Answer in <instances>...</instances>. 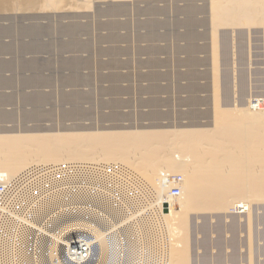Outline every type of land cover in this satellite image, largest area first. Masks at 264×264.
I'll use <instances>...</instances> for the list:
<instances>
[{"label":"bare ground","instance_id":"1","mask_svg":"<svg viewBox=\"0 0 264 264\" xmlns=\"http://www.w3.org/2000/svg\"><path fill=\"white\" fill-rule=\"evenodd\" d=\"M95 1L97 0H0V14H16L14 16H11L12 14H9L10 16H0V18L5 17V20H8V23L5 26H0V56L5 55L9 58L8 61L5 62H2L0 59V75L4 68H8L13 72H21L25 70L30 72L29 76H36L35 78L30 79L32 84L35 83V81L39 82V78L42 76L39 74L40 71L38 69L46 67L48 65V61L46 59L39 58L38 55L51 53L48 50L50 48L49 45V48H47L48 43L43 42V37L47 36L48 38L51 33V35L54 36L53 38L51 36V41L58 44V42H55L57 40L56 37L58 35L61 36L62 34L63 36L65 35L64 37L67 36L70 39V42L73 41L74 43L83 36L81 35V37L77 39L79 33L88 35L92 30L91 28H93L89 23L78 24V22H74L76 18H73L74 21H67V23H65V21L63 24H58L59 22L57 23L58 20H56L53 22V26H50L51 24L49 25L48 22V25H40L41 23L35 24L34 22L29 23V21L25 22L27 19H31V17H33L29 15L30 13L38 12L39 10H44L45 12L55 11L56 13V11L65 8H69V10H80L88 7L92 8L93 2ZM183 1L184 4L181 6L177 5V7H175V5H173L175 8L171 16L168 14L167 8L165 6L163 7L162 4L161 7L156 5L155 0H151L147 3L145 2V5L143 4V6L141 4V7L135 5L132 8V12H130L131 10L128 6H126V4L118 3H111L112 5H109L104 9L101 8V6V9L95 8L97 13H101L108 19L106 22L101 21V23H97L95 27L97 26L101 29V27L106 26L109 30L107 34L105 33L106 35L102 33L101 35H98L99 33H96L98 36H95V38L98 43L102 42L113 44L120 41L127 42L130 40V36L124 33V35H121L117 32V30L120 27L123 29L128 26L130 27L132 24L134 29H143L144 31L142 30L143 32L137 31L134 33V38L131 41L137 42V44L141 42L144 43L145 45L143 48H140V51L149 55L150 59L152 58L151 55L157 53L168 55V52H170L171 48H173L172 52L182 53L185 55L184 59L182 58V61L185 66L192 68L199 63V59L196 57L197 52H208L212 58V64L210 66L212 71L211 84L213 86L212 89H214L210 102L211 118L208 122L190 127H186V125L181 126L180 124H175V122L170 128H163V126L160 128L159 126L161 125L157 124L158 126H154L152 124L155 122L148 121V124L152 122L151 126L143 128H131L128 126V128L113 129L111 127L112 129H109L96 127L95 123L91 122L90 124L87 123V125L84 126L83 124L80 125L75 121L72 122L70 127L62 125L58 128L59 126L57 127L55 125L58 128L56 130L55 127L51 126L49 127L54 130H50L49 128L48 130L34 128H28L29 130H9L7 127L4 130H0V176L7 179L18 176L32 165L54 166L75 164L84 166H108L112 164H120L121 167L137 175L141 179L143 187L145 189H149L152 193V197L148 200V204H146L147 206H145V208L148 209V213L146 214H150V216L145 215L146 218H142L141 223H139V227L137 226V229L140 233L144 232L145 236L148 237L147 239L151 241V243L162 246L163 250L161 253L163 264H189L190 258L188 250L191 245V242L189 241V231H191L189 219L192 213L200 215L216 211H227L228 208L233 209L235 215H243L246 217V224L249 228L251 222L250 207H252L254 202H264V101H261L262 99H256L252 101L253 103L249 101L248 106L246 107H239L236 103L235 105H224L222 102H219L220 95L216 92V89L218 88L217 82L220 81L216 80L218 79L216 77L217 59H219L217 58V52L219 50L217 49L218 39H216L218 28L223 26L236 27L238 25H248V27H250L249 25H264V0H208L207 3H204L206 6L204 4L202 6H198V4L195 5L192 2L193 0ZM205 12H208V23L210 24V30H208L209 32L211 31L210 34H206L208 30L205 33H198L196 31L197 29H195V27L204 26L205 23H207V21L204 20L206 18L205 16H203L205 18L202 17L203 19H198L197 17L199 13L203 14ZM17 13L28 14L29 16H18ZM129 13L134 15L131 20L126 18ZM65 16L63 17L65 18ZM68 16H66L67 19L69 18ZM74 16L75 14L73 17ZM78 16L79 15L76 17ZM117 16L125 18L122 21H119L114 19ZM179 16H181V18ZM22 18L26 20L24 21ZM36 18L37 16L33 17V19ZM43 18L41 17V21ZM51 20L53 21V19ZM77 20L78 19H76V21ZM37 21L39 22L40 19ZM94 22L96 23V21ZM177 29H182V31ZM97 30L98 29L96 28V32ZM207 35H209L210 38ZM226 37L227 35L225 38ZM68 38L66 40H68ZM207 38L210 40V45L207 47L204 45L203 47L197 45L196 41L199 39L205 40ZM52 42H49V44H52ZM156 42H163L164 45L162 47L156 46ZM177 42L179 46L175 44ZM179 42L183 43L180 44ZM64 43L61 44L68 48V43ZM77 44L79 43L77 42ZM171 45L173 46L171 47ZM116 50L118 53V49ZM62 51H64V49ZM47 57L49 58V56ZM176 59L178 61V58ZM179 61L181 62V60ZM58 63L59 66L62 68L66 67L67 70L69 68L71 70H76V68L81 65V63L76 60H63ZM114 65L115 64H113V66ZM148 65H150V63ZM46 69L48 70L47 67ZM196 74L198 73L190 72L185 77V80H187L185 89L188 90V93L198 87L194 83ZM141 76L143 77V74ZM153 76L157 77V79H155L156 81L160 80L158 75ZM160 76L161 75H159V77ZM26 77H22V84L23 79ZM65 78L66 80H63L74 85L75 81L80 80V77L75 73H71ZM120 78L122 79V77ZM42 79L44 83L39 82V84H46L44 78ZM144 80L146 79L144 78ZM14 82L16 83V81ZM150 82L151 81H149V83ZM2 83H11V78L2 79L0 77V85ZM155 83L156 82H153L148 85H153L149 87L151 90L161 88ZM167 85H165L164 88L168 89ZM161 89H163V87ZM153 92H157V90ZM11 94L12 93H10V95ZM61 95V98L64 100H73L74 102L78 101L80 96L79 94L76 95L75 92L71 94L72 96H68V93ZM14 96L15 95H13V97ZM32 97L35 99V102L39 101V103H36L40 105L41 100L49 98L48 95L38 92L34 93ZM3 99H10V97L0 95V101ZM151 101L154 102V104L151 103ZM155 101L157 100L148 99L145 102V106L148 108L150 106L156 107L157 104ZM196 101V98H187L185 100L188 105ZM111 102L113 101L111 100ZM118 103L120 102L115 100L112 104L117 105ZM27 104L28 107L29 105L30 107H34L35 105L37 106V104L34 105L31 101ZM67 109L69 108H66V111ZM11 110H13V112ZM11 110L10 112L14 113V109L11 108ZM189 110H191L190 107L188 111ZM188 111L185 113L191 123L197 121V118L199 117V114H197L198 112L192 111L188 113ZM26 112L25 114H27ZM32 112H35L34 114H38L36 111ZM12 113H8L7 110L6 112L4 110L1 111L0 108V119L7 117L10 118ZM46 113L47 111L42 114ZM13 115L15 116V113ZM79 115L83 117L85 114L81 113V110L78 109L76 105L74 106V109L66 112L65 117L74 118ZM112 116L115 117L118 115L113 112ZM167 116V114H162L157 109L149 110L148 113L144 115V117L148 120L156 119L157 121L160 118L167 119ZM48 117L51 116L48 115ZM29 120L32 121V119ZM0 125L2 126V124ZM7 125L10 124L8 123ZM13 129H15V127ZM162 172L168 174H180L182 181L180 183L179 196L175 198H170L168 196L167 188L162 186L160 183V175ZM130 225L134 226L135 223L133 221L128 223V229H130ZM248 241L250 243V240ZM100 255L98 258H100ZM98 264H107V261L104 260L103 263L98 261Z\"/></svg>","mask_w":264,"mask_h":264},{"label":"rangeland","instance_id":"2","mask_svg":"<svg viewBox=\"0 0 264 264\" xmlns=\"http://www.w3.org/2000/svg\"><path fill=\"white\" fill-rule=\"evenodd\" d=\"M150 1L149 0H97V1L93 2L92 8L88 7V8H83L80 10L79 9L69 10V8H65V9L56 11V13H55V11L45 12L44 10H39V11L37 10L38 12H34V13L29 14L30 16H33V17L37 16L36 19H33V17H31V19L29 18L27 20L22 18V19H24V21L26 20L25 22L29 21V23L34 22L35 24L41 23L40 25H48V23H49V25L51 24L50 26H53L52 24H54L53 22H55L56 20H58L57 21V23L59 22L58 24H63L65 21H66L65 23H67V21L68 22L74 21V19L76 18L79 21L78 20L76 21V19H75L74 22H78V24L89 23L90 26L93 28H91L92 30L89 32L88 35H84V34H80V33L78 34L77 39L79 37H81V35H83L81 38H79L77 40V42L79 44H77V42H74L75 43L74 44L73 41L70 42V39L67 36L64 37L65 35L63 36L62 34H61L62 37L60 35L57 36L58 38L56 37L57 40L55 42H58V44L53 43L51 41L52 38L54 37L51 35V33L48 37L49 39L47 38V36L43 37L45 39V40L43 39V42L48 43L47 48L50 47L48 50L51 53L46 54L47 56H49V58L48 57L43 58V59H46L48 61V63H47L48 65L46 66L48 68V70L46 69V67H41L40 69H38L40 71V73L38 70L37 71L42 76L39 78L40 81L39 80L38 81L42 83L43 82L42 78H44V81H46V84H39V82L35 81V83L37 82L36 85H35V83L32 84L30 82V86H22L23 85L21 83L22 77H26L27 75L29 76L30 72L25 71V70L21 71V72H19V71L13 72L12 70H10L8 68H6V69L4 68L5 71L2 70L1 75H0V77L2 79L11 78V83H8V84L2 83L1 84L2 86L0 85V93L2 94V96L10 97V99H12L13 95H15L18 98V96L21 94L20 92L24 91L25 93H29L28 97L29 98L31 97L29 101L34 103V105L37 104V106L35 105L34 107L33 106L30 107V105H29V107H27L26 109H22L21 107H19L20 109L19 108H17L16 110L14 109V113H15L16 117L13 115L14 113H12L13 110H11L12 112H10V110H7L8 113H12V116L10 118L7 117V118L0 119V124H2V126L0 125V130H4V129H6V127L9 130H19V129L20 130H27L28 128L29 129H31V128L41 129V130H48V128H49L50 130H54L51 127H55V130H56V129L60 128L62 125L70 127L72 122H75V121L77 123H79L80 125L83 124L84 126H86L87 123L90 124V122H91V123H95L96 127L109 128V129H112V128L113 129L114 128H116V129L117 128L118 129L119 128H128V126L131 128H135V127L143 128L146 126H151L152 122L156 123V121H157L156 119H155L156 121L155 120H148V119H146V117H144V115L146 113H148L149 110H152V109L153 110L157 109L162 114L164 113V114L168 115L167 119L160 118V119H158L156 124L153 123L152 125L158 126L157 124H159V125H161V126H159L160 128H162V126H163V128H170L171 125L174 124L175 122H176L175 124H180L181 126L185 125V123H187L188 118H187V114L185 112L188 111L189 107L191 110L192 109L197 110V112H198L197 114H199V115L201 112H204V110L207 111V113H208L207 119L199 117V118H197V120L201 121V122L202 121L208 122L211 118L210 117V115H211V113H210L211 112L210 102H211V98L213 96L212 94L214 92V89H212L213 86L211 84L212 83V71L210 68V66L212 64V62H211L212 58L208 54V52L207 53L197 52L196 57L199 59V63L192 68H188L187 66H185L187 70L182 68V67H176V68L173 67L172 62H168L170 66L167 68L166 67H160L159 66L160 64L158 65V67L157 66L156 67H150V65H149V67H146V68L145 67H139L137 60H135V55L132 54V52L135 51V48L137 47V45H139V43L137 44V42H134L131 40H133V38H134V36H133L134 33H136L137 31L143 32L144 30L143 29L140 30L137 28L134 29L132 24H131L130 25L131 28L129 26L124 28V29L120 27L117 30V32L121 35L126 34V35L130 36V40H128L127 42H121V41L115 42V43H117V44H115V46L119 47V48H124L125 46H128L127 48L131 52V55L129 56L131 59L126 61L125 56L120 57L121 61L117 62L118 65H116V68L114 70H105V69L99 68V66L102 64V61L107 60L106 56L93 57L92 61L89 62V64L87 63V65H88L87 68L85 67V68H82L80 71H77L81 74V76H83V77H81V82L78 85L71 87L70 85H65L64 82H66L65 77H68V75L71 74L70 71H73V70H71L70 68L67 70L66 67L62 68L61 66H59L58 62L63 61V59L58 58V56H55V57L53 56L55 59L54 58L52 59L53 54L57 55L60 52H64L66 49H68L66 51L72 52L74 50V47L79 48V46H81L84 48V46L86 45V44H84V42L89 43V44L92 43V46L93 45L95 46L98 43L95 36L97 37L98 35H101V33L102 34L108 33L109 30L106 26L101 27V29H100V27H97V26L95 27V25L97 23H101V21L106 22L108 20L101 13L100 14L97 13L96 9H101V8L104 9L109 5L118 3V4H126V6H128L130 8V10H131L130 12H132V8L135 5L141 7L143 4L145 5V2L147 3ZM192 2L195 5L198 4V6H202L204 3H207L208 0H193ZM155 3H156V5H158L160 7H161V4L163 7L165 6L167 8L168 14L171 16L173 14L172 12L174 11V8L177 7V5L178 6L183 5L184 1L183 0H155ZM105 4H107V5H105ZM166 4L169 6H167ZM173 5H175V7H173ZM204 5L206 6V4H204ZM100 6H101V8H100ZM207 7H208V5H207ZM9 14L10 15L12 14L11 16L16 15L15 13H8V14L2 13V14H0V16H2V15L5 16V15H9ZM72 14L73 15L75 14V16L73 17ZM17 15L18 16H21V15L29 16L28 14H19V13H17ZM65 15L66 16L69 15L68 16L69 18L67 19V17ZM77 15H79V16L76 17ZM81 15H82V17H81ZM63 16H65V18ZM133 16L134 15L132 13H129L128 17H126V18L131 20ZM203 16H205L206 18ZM41 17L42 18L44 17L42 19V21H41ZM94 17H95V19H94ZM179 17L181 18V16H179ZM197 17H198V19H200L202 17L205 18L204 20H206L207 23H205L204 26L195 27V29H197L196 31L198 33H205L208 29L210 30V27H209L210 24L208 23V21H209L208 12L207 13L205 12L203 14L199 13L197 15ZM46 18H47V20H46ZM96 18H99V19H96ZM124 18L125 17H122V16L118 17L117 16L114 19L122 21ZM1 19L5 20L6 18L5 17L0 18V26H5L8 23V20L4 21ZM38 19H40L39 22L37 21ZM51 19H53V21ZM21 20H20V22H21ZM94 21H96V23ZM4 22H6V23H4ZM45 23H47V24H45ZM257 25H259V24H257ZM257 25H254V26L249 25L250 27H248V25H246V26L245 25H238L236 27L235 26H230V27L229 26H223V27H219L217 30V33H216L217 38L216 39L219 40V41L217 40V42H218L217 43V49H219L217 52L219 56L217 55V58H219V59H217L218 62H217V71H216L217 76L216 77L218 79H216V80L217 81L220 80V81H218V82L216 81L218 83V86H217L218 88L216 89V92H218L220 95V101L219 102L220 103L222 102V104H224V105L225 104L235 105V103H236V104H238L239 107H243V106L246 107V106H248L249 101L252 102L256 99H259V100L262 99L261 101H264V25H259V26H257ZM96 28L99 31L97 30V32H96ZM134 30H136V31H134ZM177 30L182 31V29H177ZM209 30H208V32H206V34L207 33L210 34L211 31L209 32ZM96 33L97 34L99 33V34L97 35ZM225 34L227 35L226 38H225V36H226ZM51 36H52V38H51ZM207 36H209V35H207ZM67 38H68V40H66ZM92 38H94V39H92ZM209 38H210V36H209ZM221 41H223V42H221ZM49 42H52V44L51 43L49 44ZM64 42H66V43H64ZM61 43H64V44L68 43V45H67L68 48H66L65 45H63ZM99 43H102V42H99ZM179 43L181 44L183 42H179ZM196 43L198 46L203 47V45H204L205 47H207L208 45H210V40H208V38L205 40L199 39L198 41H196ZM109 44H111V43H109ZM141 44H144V43L141 42ZM160 44H161L160 42H156L155 45H160ZM175 44L178 45V42ZM48 45H49V47H48ZM94 46L92 48L93 50H95ZM101 46L103 48H106L108 46V44H102ZM169 46H170V44H169ZM172 46L173 45H171V47ZM159 47H162V46H159ZM222 48H224L225 50ZM63 49H64V51H62ZM172 49L173 48H171V51L168 52V55H169V53H171V55L173 54V56H178L181 54V55H183L182 58L184 59V57H185L184 54L172 52L173 51ZM67 55H65V56H67ZM28 57H30V56H28ZM39 58H42V57H39ZM176 58H178V57H176ZM176 58L174 57V59H173L174 62H177ZM182 58L181 59L178 58V60H183ZM0 59L2 62L3 61L5 62V61H8L9 58H8V56L1 55ZM50 65H51V67H50ZM52 68H54V69H52ZM64 68H66V69H64ZM183 69L185 70V77L190 72L198 73V74H196V79L194 80V83L198 87H196V89L191 91L192 93H194L193 96L196 97L197 101L194 103H191L190 105H188L185 102V99H182L184 96L186 98V96L188 95V93H187L188 90L185 89V92H184V90L181 91V88H182L181 85L187 84V80H185L186 78L184 79V76H182L184 74ZM164 71H166L168 74H170L168 77L169 78L168 80H170V81L167 80V83H166L165 80L160 78V80H157L156 82L161 84V85H164V86L168 84L167 85L168 89L166 90V93H164V94H154L153 95V97L155 99L162 101L163 104H162V102L155 101V103L157 104L156 107L155 106L153 108L142 107V103H139L137 100L139 98L140 99H142V98L148 99L150 97L147 94H143L144 93L143 89H148V87H149L148 85L151 84L152 80L157 79V78L153 77L152 74H161ZM15 72H16V74H15ZM138 72L146 73L147 75H152V76H148L147 77L148 79L146 78V80H144V78L139 79L137 77ZM64 73L65 74L67 73V74L63 75ZM109 74H120V75L121 74H127L129 76L126 79V81H123L125 79H121V78L120 79H112L111 77L105 78L103 76V75H109ZM15 75H17V76H15ZM47 75H48V77L50 75L51 78L50 77L48 78ZM8 76H10V77H8ZM14 77H15V79H14ZM29 77L35 78L36 76H29ZM63 79H65V80H63ZM150 79H152V80H150ZM48 80H49V82H48ZM111 80L118 81L117 86L115 85V87H114L115 89L112 88L113 85H111V84H113V83H111ZM14 81H16V83ZM149 81H151V82L149 83ZM181 82H183V83H181ZM179 83H181V84H179ZM11 84H13V85H11ZM2 88H3V90H2ZM35 90H41L43 92V93L41 92L42 94L49 96V98H46L45 100L40 101L41 105L38 104L39 101H36V102H38V103H36L35 99H33V97H32L34 95V93H36V92L32 93V91H35ZM71 92H73V93L75 92L76 95L79 94L80 96H79V100L76 102H74L73 100H68L69 102L71 101L70 102L71 106H70V103L67 100H64L63 98H61L62 97L61 94L62 93H71ZM115 92H116V94H115ZM10 93H12V94L10 95ZM195 93H196V95H195ZM33 100H34V102H33ZM111 100L113 102L115 100L116 101L120 100L119 101L120 103H118L117 105L116 104L114 105V104H112L113 102H111ZM105 101H106V103H105ZM122 101H126L127 103H123ZM76 105H77V108L81 110V113H84L85 115L84 116L82 115L83 117H81V115H79L78 117H74V118L65 117L66 112L74 109V106H76ZM65 107L69 108V109H67V111H66ZM208 107L210 109H208ZM37 108H39V109L41 108V109L39 110ZM31 109H32V111H36L38 114H34L35 112H32ZM36 109L39 110L40 112L37 111ZM3 110L4 109L1 108V111H3ZM208 110H209V112H208ZM4 111L6 112V110H4ZM46 111H47V113H46L47 115L42 114ZM25 112L27 114H25ZM61 112L64 114V116ZM113 112L116 113L118 116H115V117L112 116ZM48 113H50L51 115ZM184 113L186 116L185 118L182 117V116H184ZM48 115L51 117H48ZM14 119L15 120L17 119V120L15 121ZM29 119H32V121ZM9 121L12 123H10ZM148 121H152V122L148 124ZM5 123H7V124L9 123L10 125H7ZM24 123H25V125H24ZM20 125H23V126H20ZM55 125L57 127L58 126L59 127L57 128ZM13 126L15 127V129H13L14 128ZM49 126H51V127H49ZM113 126H117V127H113ZM24 128H26V129H24ZM177 174H179V173H177ZM232 211H233V209L228 208L227 211H216V212L206 213V214L203 213L200 215L199 214L195 215V213H192V215L190 216V219H189L190 228H191L190 229L191 231H189V241L191 242V245H190L189 250H188V252H189L188 254H189V258H190L189 264H264V202L263 201L254 202L252 204V207H250L251 222H250L249 228L247 227V224H246V217L243 215L237 216L234 214V211L233 212ZM193 214H194V216H193ZM248 232H249L250 236L248 235ZM248 240H250V243Z\"/></svg>","mask_w":264,"mask_h":264},{"label":"built area","instance_id":"3","mask_svg":"<svg viewBox=\"0 0 264 264\" xmlns=\"http://www.w3.org/2000/svg\"><path fill=\"white\" fill-rule=\"evenodd\" d=\"M160 176L168 196H179L182 177ZM144 189L120 164L32 165L0 176V264H163L162 246L137 229L150 216Z\"/></svg>","mask_w":264,"mask_h":264},{"label":"crops","instance_id":"4","mask_svg":"<svg viewBox=\"0 0 264 264\" xmlns=\"http://www.w3.org/2000/svg\"><path fill=\"white\" fill-rule=\"evenodd\" d=\"M161 44L160 45H156V46H163L164 44H163V42H160ZM84 44H86L85 46H84V48H82L81 46H79V48H74V51L73 52H68V51H65V52H60V53H58V55H52V58H54L55 56H58L60 59H63V60H67V61H70V60H76V61H78V62H80L81 63V65L80 66H78V68L76 69V70H73V71H70L71 73H75L77 76H79V77H82L81 76V74L80 73H78L77 71H80L82 68H87L88 67V65H87V63H89V62H91L92 61V59H93V57H98V56H107V60H105V61H102V64L99 66V68L100 69H105V70H114L115 68H116V65H118V63L117 62H120L121 61V59H120V57H123V56H125L126 57V61L127 60H130L131 58L129 57L130 55H131V52L128 50V46H125L124 48H119V47H116L114 44H117V43H114V44H109V43H97L94 47V49L95 50H93L92 48H93V46H92V44H88V43H84ZM102 44H108V46L106 47V48H103L101 45ZM100 45V46H99ZM144 47V44H141V43H139V45H137V47L135 48V51L134 52H132V54H134L135 55V60H137V62H138V66L139 67H149V63H150V67H156V65L158 66L159 64V66L160 67H169V63L168 62H172L173 63V67H175L176 68V66L177 67H182V68H184V69H186V67H185V64H184V62L181 60V62H179V60L177 61V62H174L173 61V59H174V57L176 58V57H178V58H182L183 57V55H178V56H173V55H171V54H169V55H167V54H162V53H157V54H154V55H151V59H150V56L149 55H146V54H144V53H142L141 51H140V48H143ZM127 48V49H126ZM114 49V50H113ZM116 49H118V53H117V50ZM80 51V52H79ZM113 51H114V53H113ZM124 51H125V53H124ZM102 52V53H101ZM116 52V53H115ZM123 53H124V55H123ZM68 54V55H67ZM105 54V55H104ZM65 55H67V56H65ZM39 56V55H38ZM54 56V57H53ZM76 56V57H75ZM157 56H159V57H157ZM168 56V57H167ZM182 56V57H181ZM39 57H42V58H47V55L46 54H41ZM167 57V58H166ZM74 58H76V59H74ZM154 58V59H153ZM169 58H170V61H169ZM145 59V60H144ZM161 59V60H160ZM168 59V60H167ZM116 60V61H115ZM154 60V61H153ZM156 60V61H155ZM166 60V61H165ZM145 62V63H144ZM115 64L114 66H113V64ZM148 63V64H147ZM175 63V64H174ZM155 64V65H154ZM178 64H180V65H178ZM103 65V66H102ZM144 65V66H143ZM184 65V66H183ZM109 68V69H108ZM187 70V69H186ZM69 72V73H70ZM67 74V73H66ZM143 74V77L141 76ZM63 75H65V73L63 74ZM114 74H110V75H103L104 77H111L112 79H120V77H122V79L124 78L125 80H123V81H126V79L128 78V76L129 75H127V74H115L114 76H113ZM123 75H125V76H123ZM152 75H158V78H161V79H165V81L168 79V77H169V75L170 74H168L166 71H164L163 73H161V74H152ZM159 75H161L160 77H159ZM182 75V74H181ZM113 76V77H112ZM148 76H151V75H147L146 73H141V72H138L137 73V77L139 78V79H141V77H142V79L143 78H147ZM182 76H184V79H185V70H184V74L182 75ZM153 77H155V76H153ZM155 78H157V77H155ZM113 84H111V85H113L112 86V88H114L115 87V85L117 86V82L118 81H114V80H112L111 81ZM153 82H156V80L154 79V81H152L151 82V84L153 83ZM167 82V81H166ZM156 85H158V86H160L161 88L163 87V89H161V88H159V89H156L157 90V92H153V91H156V90H154V89H150L149 87L150 86H153V85H150L149 87H148V90L147 89H143V94H147V95H149L150 96V98H148V99H152V100H155V98L153 97V95L156 93V94H164V93H166V88H164V85H161V84H157V82L155 83ZM183 87L181 88V91H183L184 90V92H185V85H182ZM165 90V91H164ZM151 91V92H150ZM143 99V100H142ZM142 99H138L137 101L139 102V103H142V107H147V106H145V102H146V100H148V99H144V98H142ZM182 99H185V96L182 98ZM157 100V99H156ZM117 101H120V100H117ZM143 101V102H142ZM158 101V100H157ZM160 101V100H159ZM123 103H127L126 101H122ZM151 107V106H150ZM154 107V106H153ZM153 107H151V108H153Z\"/></svg>","mask_w":264,"mask_h":264},{"label":"water","instance_id":"5","mask_svg":"<svg viewBox=\"0 0 264 264\" xmlns=\"http://www.w3.org/2000/svg\"><path fill=\"white\" fill-rule=\"evenodd\" d=\"M31 78H33V77H26V78H24L23 79V85L22 86H30V79ZM80 82H81V77H80V80L75 81V85L74 84H70L69 82H64V84L65 85H70V86H73L74 87V86L78 85ZM33 92L41 93L42 91L41 90H35V91H32V93ZM20 93L21 94L18 96V98L16 96H14V97H12V99H3V100H1L0 101V103H1L0 104V107L3 108L4 110H11V108H13V109L16 110L19 107H21V108H27L28 107V104L27 103H29V99H28L29 98L28 97L29 95H27V94H29V93H25L24 91H21ZM62 94H67V93H62ZM71 94H73V93L72 92L71 93H68V96H72ZM0 95H2V94L0 93ZM187 98L190 99V98H196V97L193 96V93L189 92L188 95L186 96V99ZM151 103H154V102L151 101ZM144 104H146V103H144ZM208 109H210V108L208 107ZM192 111L196 112L197 110H195V109L193 110L192 109V110H189L188 113L189 112H192ZM208 112H209V110H208ZM207 114H208L207 111L204 110V112H201L200 113L199 117H202L204 119H207ZM182 117L183 118L186 117L185 116V113H184V116H182ZM203 123H205V122H203V121L200 122L198 120L191 123V121L189 119H187V123H185V125H186V127H190V126H198L199 124H203ZM113 127H117V126H113Z\"/></svg>","mask_w":264,"mask_h":264}]
</instances>
